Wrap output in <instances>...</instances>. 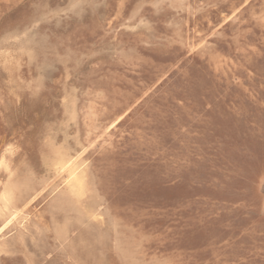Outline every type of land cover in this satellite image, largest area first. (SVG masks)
Here are the masks:
<instances>
[{
  "label": "rangeland",
  "instance_id": "374dc122",
  "mask_svg": "<svg viewBox=\"0 0 264 264\" xmlns=\"http://www.w3.org/2000/svg\"><path fill=\"white\" fill-rule=\"evenodd\" d=\"M0 264H264V0H0Z\"/></svg>",
  "mask_w": 264,
  "mask_h": 264
},
{
  "label": "bare ground",
  "instance_id": "6f19581e",
  "mask_svg": "<svg viewBox=\"0 0 264 264\" xmlns=\"http://www.w3.org/2000/svg\"><path fill=\"white\" fill-rule=\"evenodd\" d=\"M70 164V163H69ZM67 167H68V165H67ZM65 169V168H64Z\"/></svg>",
  "mask_w": 264,
  "mask_h": 264
}]
</instances>
